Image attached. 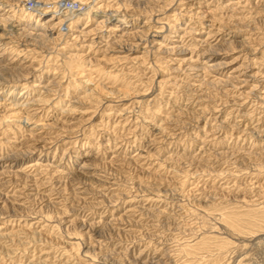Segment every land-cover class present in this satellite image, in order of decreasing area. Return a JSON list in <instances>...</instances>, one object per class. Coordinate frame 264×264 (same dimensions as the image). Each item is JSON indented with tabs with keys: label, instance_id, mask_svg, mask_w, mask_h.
<instances>
[{
	"label": "rangeland",
	"instance_id": "obj_1",
	"mask_svg": "<svg viewBox=\"0 0 264 264\" xmlns=\"http://www.w3.org/2000/svg\"><path fill=\"white\" fill-rule=\"evenodd\" d=\"M30 1L0 0V264H264V0Z\"/></svg>",
	"mask_w": 264,
	"mask_h": 264
},
{
	"label": "bare ground",
	"instance_id": "obj_2",
	"mask_svg": "<svg viewBox=\"0 0 264 264\" xmlns=\"http://www.w3.org/2000/svg\"><path fill=\"white\" fill-rule=\"evenodd\" d=\"M97 2H101V1L100 0H58V1H54L51 4H49L50 8L48 9V11L46 13H51L54 16H58V17L59 16L69 17V16H73V15H75L74 17H76V16H79V15H83V13L91 14L94 18L98 19L97 22H98L99 26L104 24L106 22L105 21L106 19H111V18L113 19V17H116L115 16L116 12L111 7H109V6L105 7L101 3L98 4V6H96L95 3H97ZM106 2H107V0H106ZM27 4H30L32 7L27 8ZM74 4H76L75 5L76 7H73ZM24 8L28 9L29 12H33V13L36 12V11H34L35 8L38 11H41V8H39L38 3L35 2V1H32V0L30 2H28V3H25L24 4ZM74 17H72V18H74ZM72 18H67V19L70 21ZM76 18H78V17H76ZM124 20H126V19L123 18L122 20H119V22L120 23L126 22ZM51 22H52L51 20L47 21L46 23H44V26L45 27L47 25L50 26L49 24ZM116 26L118 27V25H116ZM45 27L44 28L42 27L41 32L37 35V37H42V38L45 37V36L46 37H50L49 35L52 36L53 32L54 31L56 32V29H57V25L56 24L53 25L49 29H47V27L46 28ZM59 27L60 26H58V28ZM96 31L97 30H95V32ZM82 32L74 31L73 33H75V34L71 36L72 37L71 39H73V41L77 43V42H80V40H82V39L85 40V38H87L90 35L89 33H86V31L83 34H82Z\"/></svg>",
	"mask_w": 264,
	"mask_h": 264
},
{
	"label": "built area",
	"instance_id": "obj_3",
	"mask_svg": "<svg viewBox=\"0 0 264 264\" xmlns=\"http://www.w3.org/2000/svg\"><path fill=\"white\" fill-rule=\"evenodd\" d=\"M29 5H30V4H29ZM75 5H76V4H74L73 7H76Z\"/></svg>",
	"mask_w": 264,
	"mask_h": 264
}]
</instances>
